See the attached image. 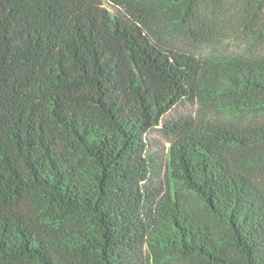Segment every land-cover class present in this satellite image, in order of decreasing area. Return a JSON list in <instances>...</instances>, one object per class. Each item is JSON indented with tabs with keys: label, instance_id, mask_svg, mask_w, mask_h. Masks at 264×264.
<instances>
[{
	"label": "trees",
	"instance_id": "trees-1",
	"mask_svg": "<svg viewBox=\"0 0 264 264\" xmlns=\"http://www.w3.org/2000/svg\"><path fill=\"white\" fill-rule=\"evenodd\" d=\"M244 2L0 0V264H264V55L187 47Z\"/></svg>",
	"mask_w": 264,
	"mask_h": 264
},
{
	"label": "rangeland",
	"instance_id": "rangeland-1",
	"mask_svg": "<svg viewBox=\"0 0 264 264\" xmlns=\"http://www.w3.org/2000/svg\"><path fill=\"white\" fill-rule=\"evenodd\" d=\"M230 9L245 6L244 0H226ZM110 9L113 6L106 4ZM217 36L203 42L193 40L188 44V48L203 55L218 54H243L248 56L264 55V31L257 25L244 26L241 22L238 24L232 20L222 23ZM198 107L190 102H183L169 116L182 114H196ZM153 138L156 147L153 150L162 156L170 146L168 136L164 132L153 130ZM173 264V263H172Z\"/></svg>",
	"mask_w": 264,
	"mask_h": 264
}]
</instances>
